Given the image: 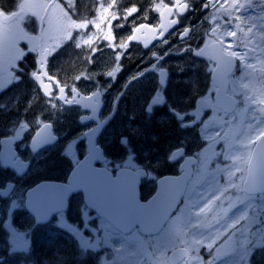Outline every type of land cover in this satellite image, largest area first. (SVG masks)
<instances>
[{"label": "flooded vegetation", "instance_id": "1", "mask_svg": "<svg viewBox=\"0 0 264 264\" xmlns=\"http://www.w3.org/2000/svg\"><path fill=\"white\" fill-rule=\"evenodd\" d=\"M173 1L76 0L81 6L75 10L76 17L71 16L74 20L94 19L98 7L104 3L108 4V19L113 15L116 17L111 19L113 39L106 40L104 35L98 37V54H86L89 62H85L87 59L83 55H78L82 63H76L68 55V39L57 41L56 35L49 31V15H62L58 14L59 9L53 11L54 4L59 3L68 10L67 0H53L47 12L35 9L45 18L41 28V21L28 14L31 22L26 20L22 27L29 37L36 39L19 40L17 46L25 53L22 61L17 60L11 66L7 62L0 64V105H3L0 107V264H101V261L109 264H146V261L148 264H199L196 257H202L207 262L212 258L210 252L218 256L215 264H264V239L254 235L255 227L247 233L252 248L242 243L243 237L238 230H230L217 240L211 250L207 249L205 241L199 246L198 253L192 250L181 256L178 249L184 245L168 234L157 236L155 232L145 233L135 227L139 239L132 237L131 232L122 235L114 227H109V223L92 207L86 210L88 214L82 220L86 199L94 196L95 190L72 193L67 198L62 215L64 227L57 226V218L52 217L37 225L34 209L39 207V202L36 199L30 200L31 211L26 209L29 191L38 189L41 183H67L70 172L81 164L87 175L79 180L89 179V184L83 187L85 190L91 186L90 178L94 171H102L110 177L122 173L124 177L120 183L137 186L141 202L150 201L159 190L156 205H174L167 217L176 216L183 208L180 215L187 219L196 211L193 205L199 201L193 192L207 189L206 181L216 173L218 165L222 168L232 163L231 160L226 161L223 155H216L224 147V142H217L215 138V133L221 132L218 117L224 116V112L215 102L216 86L211 77L215 64L211 59L184 50L189 47L199 50L205 47L206 40L214 39L204 33L210 32L214 26L209 14L216 12L221 1L185 0L189 4L186 14L161 41L147 45L145 41L127 39L141 24L156 29L162 10L158 6L172 5ZM18 2L22 0H0V8L6 12L18 10L15 7ZM213 2L216 8L202 7ZM132 7L137 9L135 13L127 11ZM258 12L259 9L253 7L244 13L252 15ZM175 16L174 12L171 18ZM205 17L209 19L205 20ZM200 20L204 22L200 23ZM120 25L122 27H118ZM185 28L189 29V36L181 38ZM108 31L107 20L105 34ZM222 33L220 26L217 35ZM143 35L141 32L140 36ZM239 38H243L241 33ZM223 40L225 46L232 42V39L225 40V36ZM42 42L50 49L43 66L40 63ZM122 44L124 47H121ZM236 44L232 50L245 51L239 42ZM54 46L55 50L51 51ZM30 48H36V51L29 52ZM158 57L163 59L158 60ZM248 62L251 63V59ZM154 63L167 73L162 97L166 103L154 106L149 115L146 108L153 97L161 99L157 95L161 86L159 72H145ZM19 68H23V75ZM36 70H40L43 83L49 85L51 97L44 92L41 82L31 76ZM235 70L229 76L230 80L241 75L238 60ZM109 72L112 76L108 75ZM10 73L20 76V80H12ZM140 73L145 74L140 76ZM78 76L81 77L79 80L76 79ZM133 77L137 78L133 80ZM243 82L249 83V80ZM263 83L264 76L256 72L250 82L249 95L262 89ZM73 86L76 93L72 92ZM61 87L65 89L63 95L68 99L74 98V103L67 104L59 99ZM235 98L238 102L242 101L239 82ZM169 107L181 114H194L185 116L183 121L190 126L182 128ZM254 107L249 105L250 110L243 114L246 132V125L253 124L251 137L257 131L256 122L251 119ZM243 108L244 104L238 103V110L224 116V119L238 124ZM44 125L51 127L45 128ZM227 128L228 125H224V129ZM41 130L46 133L51 131L53 135L36 137ZM85 133L90 135L85 136ZM149 135L153 139L151 144ZM50 136L55 139L47 142ZM124 137H127V147L121 143ZM165 139L168 142L165 143ZM247 139L243 138V143L237 144L234 149V154L241 158L237 166L242 169L246 168L249 153L255 156L264 152V142L255 141L249 145ZM137 172L146 174L138 175ZM240 175L237 173L234 180L238 181ZM218 178L221 184L225 183L223 174H219ZM232 194L235 195V190ZM192 195L194 199H191ZM14 201L21 206L13 207ZM256 203L259 204L258 201ZM227 205L228 201H225L223 207ZM217 214L222 215L219 205L209 215V220ZM85 220L89 221L87 229L83 224ZM244 223L242 221L238 228ZM73 226L83 230L73 235ZM232 231H236V235L229 239ZM141 241L156 246L147 247L145 251ZM89 243L93 247L88 248L87 254H82L80 245ZM234 248L236 251H232ZM148 253H152L151 258ZM53 254H60L63 260L56 261Z\"/></svg>", "mask_w": 264, "mask_h": 264}, {"label": "snow or ice", "instance_id": "2", "mask_svg": "<svg viewBox=\"0 0 264 264\" xmlns=\"http://www.w3.org/2000/svg\"><path fill=\"white\" fill-rule=\"evenodd\" d=\"M53 0H40V2H29V0H22L16 4L18 10L5 11L3 8H0V64L7 62L10 66L15 63L17 60L23 59L25 55L22 49L18 48V42L21 39H30L34 40L35 37H29L28 33L22 27L24 22H31L28 14L31 13L32 17H36L41 21L43 25L44 17L40 15L39 11L35 9H40L47 12L49 4ZM69 4V9L65 10L64 6L55 3L54 9H59L62 14L61 17H55L49 15L48 25L49 31L54 27L55 22L59 21L65 29V34L69 40L72 39V32L70 29H84L90 23L88 20H74L69 15V12L74 10L75 0H67ZM227 5V7H225ZM209 6L216 8V3L213 2L211 5L205 3L202 5L204 9H207ZM112 5H109L111 8ZM181 10H186L189 8V4L181 3L179 4ZM256 7L259 9V12L254 17L243 18L240 15L233 16V12H239L241 9H249ZM162 8L160 15L164 16L165 12H171L168 5L161 4L158 6V9ZM129 13H135L137 9L132 7L127 10ZM226 14L228 20L226 25H231L232 21L235 20L237 23L234 25L235 30H226L221 35H217L220 30V25L217 22L220 14ZM209 16L214 23V26L211 28L210 32H205V36L213 37L214 39L206 40L205 47L200 48L199 50H193L191 47L184 49L188 52H193L196 56L208 55L209 59L216 61V67H223L224 75L226 77L227 83L239 82V94L242 96V101L236 100L237 89L233 87L232 96H231V105L224 109V116H229L235 113L238 103L242 102L244 104L243 110H241V120L238 124H233L232 120H225L224 116L218 117L221 122V132L215 133V138L217 142L223 141L224 147L221 149L220 153L216 155H223L224 159L231 160V164H225L224 167L217 166L216 173L211 176L209 180L206 181L207 189L200 192H193V195L199 197L198 204L193 205L196 208V211L192 212L191 215L185 219L180 215V212H183V208L180 209V212L176 216H169L166 220L160 221L158 226L153 228V231L157 236L161 234H168L175 241H178L180 245H184L178 249L181 256H186L190 251L195 250L199 252V246H201L205 241H207V249L211 250L216 244L217 240L221 239L223 236L229 233L230 230H238L241 237H243L242 243H247L248 248H252L253 245L248 243L247 233L248 230L255 227V233L258 238L264 239V152L259 155H253L249 153L246 168L242 169L237 165V162L241 159L238 155L234 154V149L237 144L243 143V138L248 137L247 144H252L255 141L264 142V127L260 125L264 124V90H262L261 95L258 97L256 95H249L250 82L254 77L256 72H259L261 76H264V0H223V3L219 8H216L215 13H210ZM113 15L111 19H115ZM111 19H108V8H104L100 15L99 21L103 22L108 20L109 31L105 34L104 39L112 40L113 34L111 31ZM209 17H205V20H208ZM250 22L245 30L242 27V24ZM170 24L178 23L177 20H172ZM100 23H95V27L100 29ZM169 25H161L162 29H166ZM122 27V25L118 26ZM143 28H151L148 24H141L135 29L136 32H139ZM237 30L243 34V39L239 41V46H242L245 51H235L232 50L236 44L234 39L232 42H228L225 46L223 37H232L237 38ZM163 36V31L160 33ZM181 38L189 36V29L185 28L183 33L180 34ZM129 41L137 39V36L130 35L127 37ZM167 43V41H164ZM84 44H91L92 38L89 37L87 40L83 41ZM76 47H80V44L77 43ZM121 47H124L122 44ZM55 50V46L51 51ZM207 50V51H206ZM36 51V48H30L29 52ZM50 49L42 42L40 44V56L42 57L40 63L43 66L45 58L49 54ZM95 51V49H93ZM168 53H165L167 55ZM155 57L156 54L153 53ZM119 59V56L117 57ZM158 60H162L163 57H158ZM251 59L254 62H248ZM240 62L241 75L237 78L236 81H231L228 79L229 74L232 73L236 61ZM18 71L21 75L24 74L23 68H19ZM148 71H158L161 79L159 81L160 88L157 90V95L161 99L157 100L156 97H153L152 101L148 104L146 112L151 115L153 107L156 105H163L166 103L163 97V88L166 84L167 73L166 70L162 67H159L157 63L152 64L150 69H145V72ZM216 69H213V74L215 75ZM40 70L33 71L31 76L39 80L43 87V90L46 94L51 97V92L49 90V85L43 83L42 76L39 74ZM145 73H140V76H143ZM12 80L19 81L20 76H13L9 74ZM109 76H112V73H108ZM81 77H76L79 80ZM137 77H133L135 80ZM53 79V77H49ZM245 79L249 80V83H244ZM61 96L59 99L64 100L67 104H72L75 102V99H68L65 97V89L61 87L59 89ZM72 92L76 93V88L72 87ZM95 95V94H94ZM249 105L255 106L251 109L252 117L251 119L256 122V135L254 137L250 136L251 131L253 130V124L249 123L246 125L247 132L245 131L243 114L248 112ZM3 105H0L2 107ZM55 107V105H53ZM169 111L180 122V126L189 127L190 125L185 124L183 121L185 116L194 115L192 113H184L176 111L169 107ZM233 119L235 117L233 116ZM224 125H228L227 130L224 129ZM45 128L51 127L50 125H44ZM223 132V135L221 134ZM85 136L90 135V133H85ZM54 137H49L47 142H51ZM121 143L128 146L127 137L122 138ZM131 155V154H130ZM236 173H241L238 181L234 180ZM138 175L146 174L142 172H137ZM219 174H223L225 178V183L221 184L219 180ZM14 187V186H9ZM235 190V195L232 194V191ZM36 190H33L35 193ZM67 189L61 190L55 195L52 194H42L39 198V207H36L34 210L37 213L35 223L37 225L47 222L50 217L57 218L56 223L59 227H64L62 222V215L65 210L64 203V192H67ZM94 195L102 199L106 204L107 208L111 210L113 214V222L109 224V227H114L115 230L120 231L123 235L124 233L131 232L132 237H137V229L134 227L136 223L139 222L137 209L142 208L143 206L135 204L128 195L127 186H122L120 189L119 195H114L110 189L106 186L98 185ZM225 201H228L227 207H223ZM259 202L257 204L256 202ZM187 203V201H186ZM219 205L222 210V215L217 214L212 216L209 220V215L214 212L215 208ZM21 205L13 202V207H20ZM27 206V205H25ZM94 205H89L88 203L84 204L82 209V220L85 215H87V209L93 207ZM239 206V207H238ZM235 210V211H233ZM249 210L252 214L249 215ZM11 211V209L9 210ZM231 213V215H229ZM245 222L243 226L241 222ZM84 228H89V221L85 220L83 222ZM165 224L167 225L165 227ZM75 231L72 233L75 235L76 232H81L83 229L78 226H73ZM236 235V231H232L229 239H232ZM199 237V238H197ZM190 238V239H189ZM151 240V237H150ZM145 245V251L147 247H155L156 245L151 244L150 242L141 241ZM259 247L260 245H256ZM93 247L92 244H82L80 245V250L82 254H87L88 248ZM247 250V249H246ZM165 252L167 249L164 250ZM232 251H236L234 248ZM212 258L205 262L202 257L197 256L196 259L199 261V264H215V261L218 259V256L212 255L209 253ZM175 255V253H174ZM149 258H151L152 253H148ZM101 264H109V262L101 261ZM146 264L148 262L146 261Z\"/></svg>", "mask_w": 264, "mask_h": 264}, {"label": "water", "instance_id": "3", "mask_svg": "<svg viewBox=\"0 0 264 264\" xmlns=\"http://www.w3.org/2000/svg\"><path fill=\"white\" fill-rule=\"evenodd\" d=\"M182 0H176V4L178 2H180ZM183 10L178 11V13H182ZM167 12H165L164 17L166 16ZM165 24H168L169 26L166 29H163V31H166L169 27H170V23H166V18H165ZM163 25V22H162ZM154 33V31H153ZM146 35H150V32L147 31ZM221 69H219L220 71ZM223 79L225 80V76H223ZM225 90V83L223 85V91ZM83 165H79L78 167H76L71 173L70 176L68 178V185H64V184H49L48 186L42 187L39 186L38 189H36L35 193L30 192L28 194L27 197V201H26V205L27 208L30 209V200L31 197H34L36 199L39 200L40 196L42 194H52L55 195L58 192H60L61 190L67 189V192H64V203L66 202V198L67 196L71 193V192H76L78 190H81V184L78 178V175L81 174L82 175H87L85 170L82 169ZM79 169V170H78ZM98 176H99V180H98ZM123 177V175L121 173H118L117 176L115 178H111L108 174L103 173L102 171L98 172H93L91 174V186L86 190L88 192L94 191L96 190L98 185H102V186H106L108 189H110V191L114 194V195H119L120 193V189L122 186H127L128 188V195L130 197V199L137 205H141L143 206L142 208H138L137 209V213H138V219L139 222L136 223L134 225L138 226L142 231L144 232H154L153 228L158 226V223L160 221H163L168 213H169V206H164V205H156L155 201L156 198L158 196V191L156 196L154 197L153 201H149L146 203H142L139 201L138 198V189L137 186H131V185H124L122 183H120V179ZM86 181H89V179H86ZM88 203L91 205H94L92 208L95 209V211L101 215L102 217H104L107 221H109L110 223L113 222L112 220V216L113 214L111 213V210L107 208L106 204L104 203V201L100 198H98L96 195L94 196H89L87 198Z\"/></svg>", "mask_w": 264, "mask_h": 264}, {"label": "rangeland", "instance_id": "4", "mask_svg": "<svg viewBox=\"0 0 264 264\" xmlns=\"http://www.w3.org/2000/svg\"><path fill=\"white\" fill-rule=\"evenodd\" d=\"M81 1H85V0H79V2H81ZM220 1L222 4L223 0H220ZM29 2L30 3L31 2H37L38 3V2H40V0H29ZM79 2H76V0H75V4H77ZM68 6H69V4H68ZM80 6H81V4L79 5V8H80ZM104 8H108V4L104 3L98 7L96 16L94 17V19L89 21L90 23L88 24V26L86 28H84V29H70L72 32V39L71 40H69L67 38V36L65 34L64 26L59 21L56 24H54V27L52 28V32L56 35L55 39L57 41L60 39H68L69 40L70 44H68V46H67L68 51H69L68 55H70L76 63H82V60L80 57H78V55H83V57L85 59H87V60H85V62H89L87 55L92 56L94 54H98L99 49L97 48L98 43L96 42V39L102 35L105 36V26L107 23V20H105L103 22L99 21V15ZM245 11H246L245 9H241L239 12L234 11L233 16L240 15L241 17L246 18V17H254L258 14V13H255L252 15H246L244 13ZM58 13H59V11H58ZM108 17H109V11H108ZM227 20H228V16L225 14V15H221L217 21L219 23V25L221 26V28H223V32L226 30H235L234 25H235V23H237V21L233 20L231 25H226ZM203 22H204L203 20H200V23H203ZM95 23H100V25H101L100 29H97L95 27ZM248 26H250V22H248L246 24H242V27H244L245 30ZM239 33H241V32L237 30V38H235L236 43L239 42L241 39H243V38H239ZM89 37L92 38V43L90 45L84 44L83 41L87 40ZM229 39H232V41H233L234 38L225 36V40H229ZM229 42H231V41H229ZM77 43L80 44V47H76ZM93 49H95V51H93ZM251 62H254V61L251 60ZM236 80H237V78L233 81H236ZM233 87H235L237 89L238 88V82H236L235 84H233V83L230 84V88H229L230 95H232ZM262 90H264V83L262 85V89L254 91L252 95H256L259 97L261 95ZM252 107H253V105H252ZM149 129H151V127H149ZM148 141H149V144H151L153 142L151 135H149ZM191 199H194L193 195L191 196ZM10 256L12 257V255H10ZM52 256L56 259V261L63 260L62 256L60 254H53ZM0 257H1V255H0ZM7 264H9V263H7Z\"/></svg>", "mask_w": 264, "mask_h": 264}, {"label": "trees", "instance_id": "5", "mask_svg": "<svg viewBox=\"0 0 264 264\" xmlns=\"http://www.w3.org/2000/svg\"><path fill=\"white\" fill-rule=\"evenodd\" d=\"M164 141H165V143L168 142L166 139Z\"/></svg>", "mask_w": 264, "mask_h": 264}]
</instances>
